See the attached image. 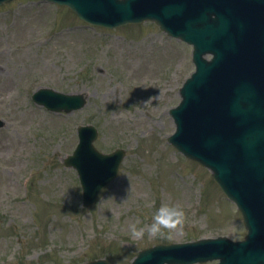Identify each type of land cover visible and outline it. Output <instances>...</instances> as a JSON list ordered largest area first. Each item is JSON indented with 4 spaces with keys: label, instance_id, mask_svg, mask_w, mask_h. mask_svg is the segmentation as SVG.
<instances>
[{
    "label": "rangeland",
    "instance_id": "obj_1",
    "mask_svg": "<svg viewBox=\"0 0 264 264\" xmlns=\"http://www.w3.org/2000/svg\"><path fill=\"white\" fill-rule=\"evenodd\" d=\"M193 70L192 47L152 21L105 29L40 0L0 6V264H128L158 242L242 238V217L211 171L168 141L169 110ZM42 86L86 93L87 105L50 112L32 100ZM87 123L100 131L99 150L123 147L127 156L100 202L85 208L64 159ZM162 203L181 206L183 223L150 233Z\"/></svg>",
    "mask_w": 264,
    "mask_h": 264
},
{
    "label": "water",
    "instance_id": "obj_2",
    "mask_svg": "<svg viewBox=\"0 0 264 264\" xmlns=\"http://www.w3.org/2000/svg\"><path fill=\"white\" fill-rule=\"evenodd\" d=\"M60 1L96 24L112 27L156 18L170 34L193 41L198 72L182 90L183 103L172 111L178 128L171 141L203 163L219 166L232 159L234 170H238L236 157L245 155L244 174L264 185V163L256 171L254 162L264 135V0ZM207 52L214 54L212 61L202 57ZM34 99L51 110L67 112L86 102L83 95L49 88L39 90ZM96 135L93 125L79 127L80 143L66 159L80 172L86 204L93 203L99 189L116 176L124 155L120 149L99 153L93 145ZM246 156L253 161L249 163ZM259 209L263 223L253 232L256 247L217 243L194 248L196 256L221 257V264H264V229L263 236L258 232L264 225V208Z\"/></svg>",
    "mask_w": 264,
    "mask_h": 264
},
{
    "label": "clouds",
    "instance_id": "obj_3",
    "mask_svg": "<svg viewBox=\"0 0 264 264\" xmlns=\"http://www.w3.org/2000/svg\"><path fill=\"white\" fill-rule=\"evenodd\" d=\"M185 212L177 204L162 203L152 216L150 226L147 231L153 234L160 233L163 229H176L183 223ZM133 234L139 235L142 230H138L136 224L130 226Z\"/></svg>",
    "mask_w": 264,
    "mask_h": 264
},
{
    "label": "bare ground",
    "instance_id": "obj_4",
    "mask_svg": "<svg viewBox=\"0 0 264 264\" xmlns=\"http://www.w3.org/2000/svg\"><path fill=\"white\" fill-rule=\"evenodd\" d=\"M253 148H255L254 146H253ZM250 160L252 161V159L250 158Z\"/></svg>",
    "mask_w": 264,
    "mask_h": 264
}]
</instances>
